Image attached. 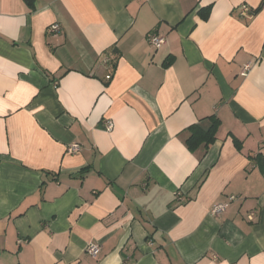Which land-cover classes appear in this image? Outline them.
<instances>
[{
	"label": "crops",
	"instance_id": "0c3cea01",
	"mask_svg": "<svg viewBox=\"0 0 264 264\" xmlns=\"http://www.w3.org/2000/svg\"><path fill=\"white\" fill-rule=\"evenodd\" d=\"M256 154L264 0H0V264H264Z\"/></svg>",
	"mask_w": 264,
	"mask_h": 264
},
{
	"label": "trees",
	"instance_id": "16d2710c",
	"mask_svg": "<svg viewBox=\"0 0 264 264\" xmlns=\"http://www.w3.org/2000/svg\"><path fill=\"white\" fill-rule=\"evenodd\" d=\"M209 120L211 121V125L206 130L198 125H194L190 128V134L186 140V146L189 150L194 151L202 147L205 151L215 142L220 122L215 117H211ZM234 145L236 149L240 151L241 144L239 141L234 140ZM247 158L250 163L257 167L261 176L264 178V154H256L255 156H248Z\"/></svg>",
	"mask_w": 264,
	"mask_h": 264
},
{
	"label": "built area",
	"instance_id": "2783aa9c",
	"mask_svg": "<svg viewBox=\"0 0 264 264\" xmlns=\"http://www.w3.org/2000/svg\"><path fill=\"white\" fill-rule=\"evenodd\" d=\"M243 9V8H242ZM60 31V26L58 24H52L48 27L47 32L48 33H57ZM146 41L149 44V46L157 50L165 43L164 37L156 34V33H150L146 36ZM108 62L107 58L103 59V63L106 64ZM248 66H245L243 70L241 71L240 75L244 76L246 72L248 71ZM109 78V76L107 77ZM104 130L107 132H110L113 130V123L110 120L104 121ZM80 148L78 145H71L67 148L68 154H73L79 152ZM230 201L234 200V197L229 198ZM226 203H220L213 205L210 214L212 216H217L220 213H222L225 210ZM251 219V217H250ZM100 252V246L97 243H90L86 246L85 253L91 256L92 258H96Z\"/></svg>",
	"mask_w": 264,
	"mask_h": 264
}]
</instances>
